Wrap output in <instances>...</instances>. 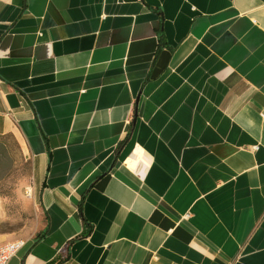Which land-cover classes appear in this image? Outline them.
I'll list each match as a JSON object with an SVG mask.
<instances>
[{
  "label": "crops",
  "instance_id": "1",
  "mask_svg": "<svg viewBox=\"0 0 264 264\" xmlns=\"http://www.w3.org/2000/svg\"><path fill=\"white\" fill-rule=\"evenodd\" d=\"M6 135L45 217L9 264H264V0H0Z\"/></svg>",
  "mask_w": 264,
  "mask_h": 264
},
{
  "label": "rangeland",
  "instance_id": "2",
  "mask_svg": "<svg viewBox=\"0 0 264 264\" xmlns=\"http://www.w3.org/2000/svg\"><path fill=\"white\" fill-rule=\"evenodd\" d=\"M31 162L11 135L0 137V244L34 240L45 217L30 190Z\"/></svg>",
  "mask_w": 264,
  "mask_h": 264
},
{
  "label": "built area",
  "instance_id": "3",
  "mask_svg": "<svg viewBox=\"0 0 264 264\" xmlns=\"http://www.w3.org/2000/svg\"><path fill=\"white\" fill-rule=\"evenodd\" d=\"M24 246L25 241L22 240L0 244V264H9Z\"/></svg>",
  "mask_w": 264,
  "mask_h": 264
},
{
  "label": "trees",
  "instance_id": "4",
  "mask_svg": "<svg viewBox=\"0 0 264 264\" xmlns=\"http://www.w3.org/2000/svg\"><path fill=\"white\" fill-rule=\"evenodd\" d=\"M159 40H160V47L159 48H161L162 44H164V42H165L162 35H160V39ZM130 135L131 134H128V136L126 137V139L124 141H122V143H120V146L118 147V152L126 144V142L128 141ZM81 206H82V204L80 205V212H81ZM86 229H87V231L85 232L84 235H87L88 233L91 232L90 226H87ZM42 237H43V234H39L38 236H36L35 242L37 243Z\"/></svg>",
  "mask_w": 264,
  "mask_h": 264
}]
</instances>
